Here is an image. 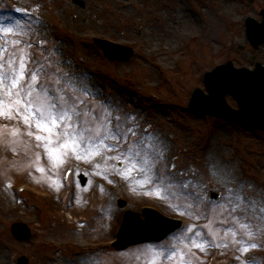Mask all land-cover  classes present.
I'll return each instance as SVG.
<instances>
[{
    "label": "rangeland",
    "instance_id": "374dc122",
    "mask_svg": "<svg viewBox=\"0 0 264 264\" xmlns=\"http://www.w3.org/2000/svg\"><path fill=\"white\" fill-rule=\"evenodd\" d=\"M74 1L0 0V19L11 18L23 29L16 37L22 44L16 47L25 48L32 61L45 66L47 76L40 77L41 83L59 78L62 83L70 82L79 89L83 87L85 74L93 71L90 79L103 95L77 93L87 104L98 105L105 98L117 101L122 97V104H117L119 111L114 115L128 113L130 125H138L140 130L146 129L149 133L158 128L164 132L168 142L163 146L164 156L157 170L171 172L175 186L160 198L152 191L154 185L134 184L133 180L140 178L136 174L125 179L115 169L97 168V163H105L101 156L77 159L69 153L63 164L52 168L43 148L37 147L34 137L26 134L27 125L22 120L0 117V247L6 262L3 264H16L20 255H25L29 264H56L59 257L63 264H73V256L81 253L80 256L91 253L96 264H149L152 254L146 250L160 244L183 247L192 264H264V218L260 209L248 208L246 222L253 226L255 235L249 237L242 229L236 237L257 247L241 252V245L233 241L231 233L225 232L234 226L228 214L232 204L225 200L229 190H237L245 201L258 199L264 207V133L202 117L187 108L194 88L205 91L203 73L216 65L231 61L238 68H254L257 62L264 67V44L252 48L244 28L247 17L260 22L264 0H181L202 25L208 18L218 19L211 27L203 26L201 37H190L177 61L168 69L157 67L153 78L144 65L151 66L155 58L142 59L143 42L149 37L148 29L156 26V14H163V4L167 1V5L169 0H153L155 15L146 11L142 0H134V6L127 9L130 19L117 20L120 27H130L131 35L126 38L118 36V28L114 29L117 36L113 38L104 32L102 21L105 23L106 17H113L114 2L96 0L100 4L97 10L100 17L93 18V0H81L84 7ZM64 2L68 13L61 12L58 16L64 18L66 14L64 19L69 26L80 28L79 37L69 29L53 26L58 18L47 15L50 7L62 6ZM227 5L230 13L224 11ZM16 9L43 16L50 28L42 29L41 37L28 17L15 18L11 14ZM93 38L129 46L134 54L124 62H109L94 45ZM166 42L175 45L174 39ZM29 44L31 47L27 48ZM56 45L64 46L57 55L53 50ZM79 52L87 57L82 58ZM54 59H58L60 67ZM35 67L36 63L29 64V69ZM226 100L231 107H236L233 99ZM17 128L19 134L12 135ZM133 139L129 136V141ZM123 147L127 148L128 144ZM210 154L214 161L227 157L235 164V181L219 183L216 180L208 160ZM38 165L45 172L37 171ZM80 174L87 179L85 186L80 185ZM2 189H6V194ZM215 191L219 192V198L212 201L209 196ZM117 198L127 200L134 211L152 206L164 215L181 219V227L159 243H144L117 252L111 247L122 217V211L115 204ZM6 205L18 207L6 212L2 209ZM15 221H23L30 227V241L18 243L13 239L9 227ZM188 226H196L194 230H199L204 237L227 243V247L211 246L201 251L190 243H177L173 237L181 233L190 235L184 231ZM164 264L174 262L168 260Z\"/></svg>",
    "mask_w": 264,
    "mask_h": 264
},
{
    "label": "snow or ice",
    "instance_id": "6c2138e0",
    "mask_svg": "<svg viewBox=\"0 0 264 264\" xmlns=\"http://www.w3.org/2000/svg\"><path fill=\"white\" fill-rule=\"evenodd\" d=\"M22 33L23 29L15 20L8 17L0 19V40L4 41L0 43V117L22 120L27 125L26 134L34 137L37 147L43 148L52 168L63 164L69 153L77 159L101 156L105 163H97V168L115 169L125 179L136 174L140 178L134 179V184L141 187L152 184V191L164 198L165 193L175 186V178L171 172L165 174L157 170L164 156L159 138L146 129L140 130L138 125H130V114L114 115L119 111L114 99L105 98L98 105H89L82 95L77 94L99 97L103 95L101 91H93L88 86L76 89L70 82L62 83L59 78L51 82L46 79L41 83L40 77L47 76L45 66L32 61L25 48L16 47L22 44L16 38ZM26 47L30 48L31 45ZM30 63H36L37 67L29 69ZM19 131L18 128L14 129L12 135H18ZM129 136L135 139L129 141ZM124 144H128V147L124 148ZM113 152L116 154L108 155ZM37 159H40L39 154ZM110 160L116 163L108 164ZM171 167L175 168V165ZM37 171L43 173L45 169L38 165ZM99 174L104 175V172ZM176 207L179 209V205ZM249 207L259 208L264 213V207L251 199L245 201L240 195L236 196L235 203L228 210L234 226L228 227L225 232L231 233L233 241L241 245V252L258 246L236 239L242 229L249 237L255 235L253 226L246 222ZM237 212L244 215H234ZM195 228L188 226L184 231L190 235L181 233L173 239L181 245L190 243L201 251L211 246L227 247V243L209 240ZM146 251L152 254L149 264H157V261L164 264L168 260L174 264H192L191 259L186 258L189 253L183 247L160 244L150 246ZM87 255L92 256L91 253ZM80 259L81 264H93L92 259L84 256Z\"/></svg>",
    "mask_w": 264,
    "mask_h": 264
},
{
    "label": "water",
    "instance_id": "95a60500",
    "mask_svg": "<svg viewBox=\"0 0 264 264\" xmlns=\"http://www.w3.org/2000/svg\"><path fill=\"white\" fill-rule=\"evenodd\" d=\"M261 14L260 24L252 18L246 21L248 39L254 48L264 43V12ZM96 43L110 60H126L132 55L129 48L111 45L101 40H96ZM204 79L208 95L195 89L189 102V108L203 115L264 131V68L259 63L256 64V69L251 71L245 68L235 69L231 62H227L205 73ZM226 95L236 100L238 110L232 109L227 104ZM80 179L81 184L84 185L85 178L81 176ZM217 196V194L212 195L213 198ZM117 205L120 209H125L117 241L113 243V247L117 250L146 241H160L180 227V222L168 219L155 210L143 209L144 219L142 220L139 213L126 210V201L119 199ZM11 232L20 242L31 237L29 229L22 223L13 224ZM18 262L27 264L28 261L21 257Z\"/></svg>",
    "mask_w": 264,
    "mask_h": 264
},
{
    "label": "bare ground",
    "instance_id": "6f19581e",
    "mask_svg": "<svg viewBox=\"0 0 264 264\" xmlns=\"http://www.w3.org/2000/svg\"><path fill=\"white\" fill-rule=\"evenodd\" d=\"M110 2H114V8H111L112 16L113 17H106V22L104 23L102 21L103 27L105 29L104 32H106L108 38H113L116 37L117 34H115V28L119 29V37L126 38V36L131 35V30H129L130 27L128 25H125V27H120L118 25L117 20L118 19H130L131 15H128L127 9L129 6H134V0H106ZM143 3L147 6V12L155 15L154 11V5H153V0H142ZM60 3V2H59ZM67 2L62 3V6L59 7H50L47 11V15L49 16H56L55 22H53V26L60 27L66 30H70L72 33H74L76 36L79 37L78 32H80V28L72 27L69 26V23L65 18H62V16H58L61 14V12L68 13V10H66ZM167 1L163 4L165 6V11L163 14H156V26L155 28H151V30L148 29L149 32V37L148 39H145L143 42V60H149L151 58H155L154 63L149 66V65H144L145 68H149L150 70V77L153 78L155 77V69L157 67H163L164 69H168L169 67L172 66V64L177 61L178 59V54L179 52L183 49L185 42L192 36L196 35L201 37L202 33L204 31L203 26L209 25L210 27L214 25V20L218 19L215 16L213 18H208L205 22V25H202V23L195 18L192 13L189 12L187 7L182 4L181 0H169L168 4L166 5ZM94 9L91 12L93 15V18H99L100 15H98L97 10L100 8V4L96 1L93 0ZM224 11L226 13H230V7L227 5L224 7ZM11 14L15 18H24L28 17L32 21V25L35 27V30L40 34L42 37L41 33L43 34L44 30H48V20L44 18L43 16L39 14H33V13H28L25 10L21 9H16L11 12ZM43 26V28H42ZM50 28V27H49ZM186 28L190 29L191 31H188ZM116 29V30H118ZM50 30V29H49ZM94 33V32H93ZM84 36V35H82ZM167 39H174L175 45L171 46L169 45L166 40ZM77 46V45H76ZM60 49H64V46H59L56 45L54 47V54L57 55ZM81 51V48H79ZM80 53V52H79ZM80 56L83 58L87 57V55H81ZM57 61V66H61L60 62L58 59H54ZM93 71L88 72L85 74L83 77L82 84L83 86H88L91 88L93 91H96V84L95 82L90 79V74H93ZM122 97H119L116 103L117 104H122ZM155 137L159 138V142H162V148L163 146L168 142V139L166 138V135L164 132H162L159 128L157 131H154V133H151ZM212 154V153H211ZM210 154L209 161L212 163V172L214 173V177L216 178L219 183H224L226 181H235V176H236V169H235V164L232 163L227 157H220L219 160L214 161L212 155ZM3 194H6V189L1 190ZM230 192L227 193L225 196L226 202H229L231 204L235 203L236 196L238 195L237 190H229ZM257 204L260 205V202L258 199L253 200ZM261 206V205H260ZM14 207H17L15 205ZM12 206H4V211H12L14 209ZM262 207V206H261ZM256 209V208H255ZM259 210V208H257ZM263 218H264V213H262ZM53 234V233H52ZM81 254H76L73 256V264H81ZM79 256V257H78ZM86 259H92L93 264H96L94 261V256H85ZM62 258H56V264H63L62 263ZM0 262L6 263L5 262V256L4 253L0 247ZM251 263H255L254 261L251 260Z\"/></svg>",
    "mask_w": 264,
    "mask_h": 264
}]
</instances>
